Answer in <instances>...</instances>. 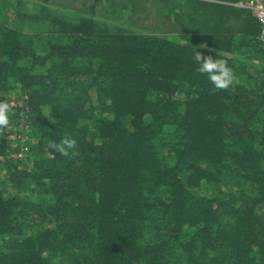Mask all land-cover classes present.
I'll return each instance as SVG.
<instances>
[{
  "label": "trees",
  "instance_id": "1",
  "mask_svg": "<svg viewBox=\"0 0 264 264\" xmlns=\"http://www.w3.org/2000/svg\"><path fill=\"white\" fill-rule=\"evenodd\" d=\"M35 1L0 0V264H264V44L243 0Z\"/></svg>",
  "mask_w": 264,
  "mask_h": 264
},
{
  "label": "clouds",
  "instance_id": "2",
  "mask_svg": "<svg viewBox=\"0 0 264 264\" xmlns=\"http://www.w3.org/2000/svg\"><path fill=\"white\" fill-rule=\"evenodd\" d=\"M193 60L197 65V72L207 76L208 81L215 89H229L233 83L232 69L223 59L213 58L211 55L202 56L198 51L194 50ZM10 106L7 103L0 102V128H4L9 124ZM49 147L61 155H68L69 150L77 147V141L71 137H64L60 142H51Z\"/></svg>",
  "mask_w": 264,
  "mask_h": 264
},
{
  "label": "built area",
  "instance_id": "3",
  "mask_svg": "<svg viewBox=\"0 0 264 264\" xmlns=\"http://www.w3.org/2000/svg\"><path fill=\"white\" fill-rule=\"evenodd\" d=\"M236 5L251 10L257 18L261 25L260 39L264 44V0H245L237 3Z\"/></svg>",
  "mask_w": 264,
  "mask_h": 264
},
{
  "label": "rangeland",
  "instance_id": "4",
  "mask_svg": "<svg viewBox=\"0 0 264 264\" xmlns=\"http://www.w3.org/2000/svg\"><path fill=\"white\" fill-rule=\"evenodd\" d=\"M25 1H27L28 3H30L29 5H32L34 2L35 3L36 2L38 3V1H35V0H25ZM243 1H245V0H243ZM50 6H52L54 8L62 9V10L64 9L61 4H50ZM11 104L12 105L15 104L13 99H11ZM18 104H20V102H18Z\"/></svg>",
  "mask_w": 264,
  "mask_h": 264
}]
</instances>
